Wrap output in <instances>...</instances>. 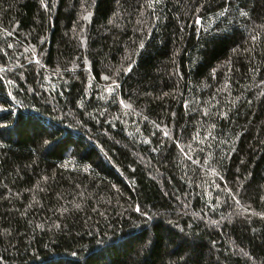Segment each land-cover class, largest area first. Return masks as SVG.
Instances as JSON below:
<instances>
[{"label":"trees","instance_id":"1","mask_svg":"<svg viewBox=\"0 0 264 264\" xmlns=\"http://www.w3.org/2000/svg\"><path fill=\"white\" fill-rule=\"evenodd\" d=\"M0 264H264V0H0Z\"/></svg>","mask_w":264,"mask_h":264},{"label":"snow or ice","instance_id":"2","mask_svg":"<svg viewBox=\"0 0 264 264\" xmlns=\"http://www.w3.org/2000/svg\"><path fill=\"white\" fill-rule=\"evenodd\" d=\"M223 13H221V15H222ZM241 15H244V13H241ZM197 22H199V21H197ZM8 47H11V45H8ZM141 47H143V45H141ZM10 71V70H9ZM108 79V77L106 76L105 77V80H107ZM12 83V81H9V84H11ZM165 135L167 136V133H165ZM146 143H147V141H145ZM178 147H179V145H178ZM189 159H191V157H189ZM237 203H239L240 201L239 200H237L236 201ZM137 211H140V209L139 208H137ZM245 255H247V253H245Z\"/></svg>","mask_w":264,"mask_h":264}]
</instances>
